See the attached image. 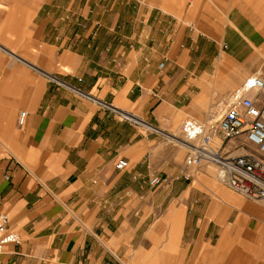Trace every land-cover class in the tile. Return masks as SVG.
Segmentation results:
<instances>
[{
    "label": "crops",
    "instance_id": "0c3cea01",
    "mask_svg": "<svg viewBox=\"0 0 264 264\" xmlns=\"http://www.w3.org/2000/svg\"><path fill=\"white\" fill-rule=\"evenodd\" d=\"M150 1L46 0L24 9L31 29L0 33V215L22 238L0 264H264V200L215 165L146 182L177 176L187 150L156 105L264 75L248 55L264 47V0Z\"/></svg>",
    "mask_w": 264,
    "mask_h": 264
},
{
    "label": "built area",
    "instance_id": "2783aa9c",
    "mask_svg": "<svg viewBox=\"0 0 264 264\" xmlns=\"http://www.w3.org/2000/svg\"><path fill=\"white\" fill-rule=\"evenodd\" d=\"M110 108L121 120L138 123V119L131 113ZM221 110L219 117L206 123L191 118L182 123V137H176L174 140L187 149L184 163L178 175L173 178L159 175L148 177L146 182L150 187L168 185L173 180L192 181L193 171L208 164L218 168L219 179L233 191L251 200H264L263 73L248 77L241 88L230 94ZM26 118L27 111H22L19 117L21 126L25 124ZM233 141H237L236 149L244 150L242 154H232V151L224 150L227 143ZM128 166L129 162L125 158H120L115 165L118 171ZM9 223L8 214H1L0 254L7 245L22 243L21 235L11 230Z\"/></svg>",
    "mask_w": 264,
    "mask_h": 264
},
{
    "label": "rangeland",
    "instance_id": "374dc122",
    "mask_svg": "<svg viewBox=\"0 0 264 264\" xmlns=\"http://www.w3.org/2000/svg\"><path fill=\"white\" fill-rule=\"evenodd\" d=\"M45 1L46 0H0V23H1L0 33L10 30L12 26L14 29H19L20 31L27 30L28 28L31 29L32 25L28 24L30 20L27 18L32 17L33 15L26 13L24 9L27 6L28 7L33 6L37 8L40 5H43ZM135 1H137L140 4L151 3L150 0H135ZM12 8H18L19 12L12 14L10 12ZM17 22L18 24L14 25V23ZM225 47L226 46H224V48ZM252 54L253 55L255 54L256 56L258 55L259 58H264V47H255V48L248 47V55H252ZM257 64L260 69L264 68V61H259V63ZM261 72L262 71H259V73ZM156 93L157 92H154L153 95H149V96L153 100L162 102L163 98ZM229 96L230 94H228L227 96L224 95L223 97L219 96L214 99H210L208 95H204V94L193 95L184 92L183 94L178 95L179 105H156V107L168 106L167 110L159 109L158 114H166L167 116H172L174 121L178 122L179 126H181L182 123L189 118L196 119L201 123H206L208 120L219 117L221 115L222 113L221 109L226 103ZM193 98L194 101L192 102ZM152 111L153 110H151V112ZM160 111H163L164 113H161ZM124 121H129V120H124ZM146 122L148 121L146 120ZM180 135L182 136V133H180ZM174 143L179 145L176 142ZM186 154H187V150H186Z\"/></svg>",
    "mask_w": 264,
    "mask_h": 264
},
{
    "label": "bare ground",
    "instance_id": "6f19581e",
    "mask_svg": "<svg viewBox=\"0 0 264 264\" xmlns=\"http://www.w3.org/2000/svg\"><path fill=\"white\" fill-rule=\"evenodd\" d=\"M138 122H141V123H143L144 125H146L147 127H153V126H151L149 123H147L146 121H144V120H138Z\"/></svg>",
    "mask_w": 264,
    "mask_h": 264
}]
</instances>
